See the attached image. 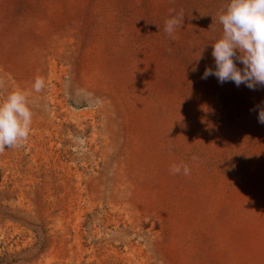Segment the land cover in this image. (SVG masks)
Here are the masks:
<instances>
[{"label":"rangeland","instance_id":"obj_1","mask_svg":"<svg viewBox=\"0 0 264 264\" xmlns=\"http://www.w3.org/2000/svg\"><path fill=\"white\" fill-rule=\"evenodd\" d=\"M227 3L0 0V264H264V87L201 78Z\"/></svg>","mask_w":264,"mask_h":264},{"label":"clouds","instance_id":"obj_2","mask_svg":"<svg viewBox=\"0 0 264 264\" xmlns=\"http://www.w3.org/2000/svg\"><path fill=\"white\" fill-rule=\"evenodd\" d=\"M184 16L182 10L177 13L169 9L164 32L170 38H174L175 30L182 26ZM217 20L222 26L221 34L210 38L216 67L215 70L206 67L201 78L215 76L221 84L232 81L237 87L244 84L253 90L257 86L264 87V0H228L217 12ZM202 58L199 53L197 59ZM234 60L242 63V70ZM44 87V78L36 76L34 91L39 93ZM32 117L28 95L23 90L15 88L0 97V153L5 148L21 147L27 141ZM258 121L264 124V109L259 111ZM170 172L187 176L191 169L187 163H173Z\"/></svg>","mask_w":264,"mask_h":264}]
</instances>
